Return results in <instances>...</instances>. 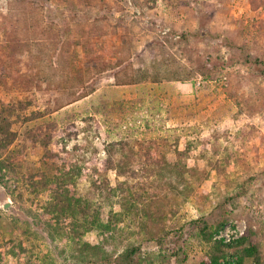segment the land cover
I'll use <instances>...</instances> for the list:
<instances>
[{"label": "rangeland", "instance_id": "374dc122", "mask_svg": "<svg viewBox=\"0 0 264 264\" xmlns=\"http://www.w3.org/2000/svg\"><path fill=\"white\" fill-rule=\"evenodd\" d=\"M211 258L264 264V0H0V264Z\"/></svg>", "mask_w": 264, "mask_h": 264}, {"label": "trees", "instance_id": "16d2710c", "mask_svg": "<svg viewBox=\"0 0 264 264\" xmlns=\"http://www.w3.org/2000/svg\"><path fill=\"white\" fill-rule=\"evenodd\" d=\"M112 144H110V146H111ZM116 145H118V143H115V144H113L110 148H112L113 146H116ZM109 151V150H108ZM109 153L110 152H107V154L109 155ZM251 250L248 252V255L250 256V257H253L254 256V254L256 253V248L254 247V246H252L251 248H250ZM202 264H223L220 260H218L217 258H211L210 259V261L209 262H207V263H202ZM236 264H241L240 262L238 263H236Z\"/></svg>", "mask_w": 264, "mask_h": 264}]
</instances>
